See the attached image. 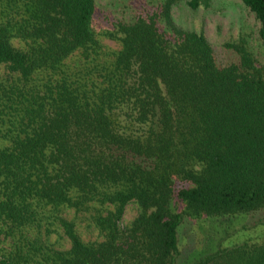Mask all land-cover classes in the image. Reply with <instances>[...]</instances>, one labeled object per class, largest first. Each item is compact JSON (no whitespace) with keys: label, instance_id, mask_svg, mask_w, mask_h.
<instances>
[{"label":"trees","instance_id":"obj_1","mask_svg":"<svg viewBox=\"0 0 264 264\" xmlns=\"http://www.w3.org/2000/svg\"><path fill=\"white\" fill-rule=\"evenodd\" d=\"M173 1L99 30L94 0H0V264H180L185 219L217 232L183 264H264V62H217Z\"/></svg>","mask_w":264,"mask_h":264},{"label":"rangeland","instance_id":"obj_2","mask_svg":"<svg viewBox=\"0 0 264 264\" xmlns=\"http://www.w3.org/2000/svg\"><path fill=\"white\" fill-rule=\"evenodd\" d=\"M140 1L143 0H94L95 29L101 30L103 24L108 22L107 18L130 21ZM145 1L155 4L161 0ZM170 16L176 26L202 32L211 44L216 61L219 63H225L233 57V53L223 45V42H238L241 38L246 41L260 61L264 62V36L258 34L259 22L241 0H208L206 6L198 5L195 8L189 7L185 0H174L170 7ZM103 40L112 47L117 46L108 37H104ZM133 212V209L128 208L124 218L127 220ZM250 219L246 215L234 217L232 221L222 217L220 222L226 223L230 229L229 232L232 233L227 239H241L244 234L239 227L241 223L248 222ZM214 226L215 224L212 225L206 221L196 222L186 219L179 224L177 237L180 264L216 245L213 235H216L217 231ZM257 229L260 230V227L246 229L245 234L253 235ZM233 230L236 231L233 232Z\"/></svg>","mask_w":264,"mask_h":264}]
</instances>
